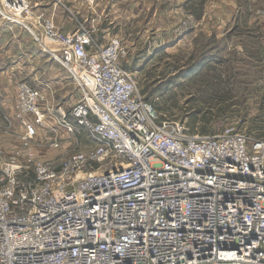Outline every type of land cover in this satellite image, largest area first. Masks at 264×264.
<instances>
[{"label":"built area","instance_id":"2783aa9c","mask_svg":"<svg viewBox=\"0 0 264 264\" xmlns=\"http://www.w3.org/2000/svg\"><path fill=\"white\" fill-rule=\"evenodd\" d=\"M0 6L80 92L60 112L20 81L15 118L22 143L48 126L93 141L57 166L28 153L31 182L20 183L17 167L6 164L0 264H264V139L235 125L203 134L162 119L122 66L119 38L93 44L81 24L63 33L35 14L30 0ZM259 16L264 22V10ZM187 24L177 36L185 38Z\"/></svg>","mask_w":264,"mask_h":264},{"label":"rangeland","instance_id":"374dc122","mask_svg":"<svg viewBox=\"0 0 264 264\" xmlns=\"http://www.w3.org/2000/svg\"><path fill=\"white\" fill-rule=\"evenodd\" d=\"M49 1L57 4L59 10L66 11L71 15V20L75 25V29L79 27L80 24L89 29L92 33L93 44H96L98 36L100 35L101 38L104 39L103 34L99 30L101 22L100 19H98V15L101 11H98V5L95 0L94 4L81 0H59L61 4L56 3L54 0ZM197 1V5L193 8V12L191 10H189V12L188 9L182 8L180 5L176 6V14H179L180 20L174 21L173 23H175V25L172 26V28L170 27V30L169 27L165 25L164 33H166V35L162 36L161 39L155 38L152 40L151 29L145 33L149 38L144 36V30L142 34H139L137 32L139 29L138 27L144 25L137 22L130 32H128V28L124 27L123 24H118L115 28L113 27L118 34L107 33L108 36L103 44L112 36H116L122 41L123 45L126 47V54L120 60L122 66L128 68L127 70L132 72L140 96L153 105L162 119H168L173 122H184L192 133L203 134L218 132L227 125H235L254 137L264 139V100L261 99L262 97L260 96L261 92H264L262 89L264 86L263 80L256 81L254 87L261 89L258 92L246 94L244 97L245 101L241 105L227 106V103L222 102L218 106L211 107L208 104H200L192 101L191 94L194 93V89L193 85L189 84L197 79L188 76L183 80L181 76L185 74L186 70V67H184L185 58L183 56L187 57L189 53H191L195 38L202 36V31L200 30L197 31L194 37H192L193 34L190 35L193 33V25L196 24L194 19L196 18L195 15H199L204 6V0ZM30 3L35 14H43L46 16L45 13L36 12L34 10L32 0H30ZM121 8H126L129 11L127 15L140 13L144 17V6L142 5H124L121 6ZM263 10L264 7L259 12ZM0 18L4 22H13L2 15H0ZM103 20L104 19H102V21ZM184 22L190 23V25H187L188 28L191 27L189 29L191 31L188 30V32H186L187 37L185 38L177 36L180 28L185 29L181 27ZM55 26L59 28L56 24ZM201 30H203V26ZM263 30L264 22L262 21L261 25L255 26L252 31L258 36L259 40L262 39L261 41L264 42ZM169 38L172 39L170 42L168 40ZM150 42L159 45V47L154 48ZM147 46L151 47L148 58L146 57L147 51L144 49V47ZM232 51H236L242 59L251 55L247 54L244 48H234ZM177 58L179 59L178 62L176 61ZM52 59L54 60V58ZM54 61L56 62V60ZM211 65H214V63ZM218 66L221 67L220 65ZM18 83L19 82L15 85L16 90ZM45 105L49 106L48 104ZM196 108H202L204 111L207 108H211L213 116L207 123L203 122L204 119L202 117L196 118V120L193 121L191 112ZM255 116H259L260 121L256 122L254 120ZM213 120L216 121L214 122ZM17 121L19 122V120ZM212 121L214 123H212ZM203 127L207 128L208 132H202ZM23 130V128H19L18 130L9 132H0V177L3 175L2 171L5 169L6 164L12 162L13 164L11 165L17 167L15 173L20 183H25L27 181L31 182L34 176L33 164L27 162L29 158V156H27L28 153L36 160L47 163L50 162L57 166L71 152L86 151L89 147L93 146V143H87V135L84 133L76 137L71 135L67 137L61 128H50L49 126L42 129L38 128L36 136H34L29 145L25 146L22 143ZM54 140L60 141L57 148L50 145Z\"/></svg>","mask_w":264,"mask_h":264},{"label":"crops","instance_id":"0c3cea01","mask_svg":"<svg viewBox=\"0 0 264 264\" xmlns=\"http://www.w3.org/2000/svg\"><path fill=\"white\" fill-rule=\"evenodd\" d=\"M95 1L98 11H101L98 15L101 22L99 30L104 36V39L101 35L98 36L96 44H103L108 36L107 33L118 34L113 29L118 24H123L130 32L137 22L144 25L139 26V29L135 28L138 29L139 34H142L144 30V36L149 38L145 33L151 29V39H161L166 35L165 25L170 30L175 25L173 22L180 20L179 14H176V6L180 5L193 12L198 2L197 0ZM32 4L36 12L45 13L63 33L72 32L75 29L71 15L59 10L54 2L32 0ZM135 4L144 6V17L140 13L127 15L129 11L121 8L124 5ZM263 7L264 0H204L201 13L195 15L196 24L190 35L193 34L192 37H194L200 30L205 36L214 34L217 39L226 38L230 50L249 48L252 52L256 49V43L259 40L252 30L255 26L261 25L262 18L259 16V11ZM202 26L203 30H201ZM251 35H256L254 40L248 39ZM168 40L170 42L172 39ZM261 40H259L260 43L264 45ZM150 44L154 48L159 47L152 42ZM150 48V46L144 47L147 58ZM20 81L41 90L43 105L48 104L55 109L58 108L60 112H67L69 107L80 99V92L66 68L55 62L50 55L43 53L26 29L14 23L4 22L0 18V132L23 128L20 121L18 122L15 118L17 92L15 85ZM52 119L54 117L48 119V124L53 121ZM86 139L88 144L93 143L89 137Z\"/></svg>","mask_w":264,"mask_h":264},{"label":"trees","instance_id":"16d2710c","mask_svg":"<svg viewBox=\"0 0 264 264\" xmlns=\"http://www.w3.org/2000/svg\"><path fill=\"white\" fill-rule=\"evenodd\" d=\"M250 37L248 39L254 40L256 35ZM257 41L254 51L244 48L251 55L242 59L236 51L228 48L226 38L217 39L214 34L195 38L191 53L187 57L183 56L186 70L184 69L185 74L181 76L183 80L188 76L197 79L189 84L194 89L191 94L192 101L211 107L222 102L227 103V106L241 105L246 94L258 92L261 88L254 85L258 79L264 81V45ZM178 60L177 58L176 61ZM262 89L264 90V86ZM260 96L264 100V92ZM212 116L211 108L205 111L196 108L191 112L193 121L202 117L203 122L207 123ZM254 120L260 121L259 116H255ZM213 121L212 123L216 120ZM202 132H208V129L203 127Z\"/></svg>","mask_w":264,"mask_h":264},{"label":"water","instance_id":"95a60500","mask_svg":"<svg viewBox=\"0 0 264 264\" xmlns=\"http://www.w3.org/2000/svg\"><path fill=\"white\" fill-rule=\"evenodd\" d=\"M218 264H233V263H218Z\"/></svg>","mask_w":264,"mask_h":264}]
</instances>
